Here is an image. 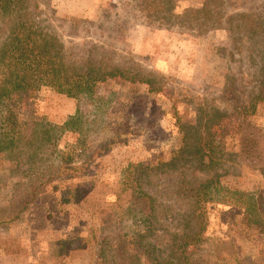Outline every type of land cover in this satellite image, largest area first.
Segmentation results:
<instances>
[{"label":"rangeland","instance_id":"rangeland-1","mask_svg":"<svg viewBox=\"0 0 264 264\" xmlns=\"http://www.w3.org/2000/svg\"><path fill=\"white\" fill-rule=\"evenodd\" d=\"M139 1L29 0L26 5L31 15L46 16L42 25L55 28L70 62L117 67L135 81L109 79L98 87V102H83L85 128L66 131L58 141L73 158L59 177L49 181L54 171L46 165L36 181L34 160L26 156L18 165L0 156V264H150L135 248L150 203L132 186L145 166L150 169L143 187L157 203V228L146 241L163 257L177 261L178 244L195 226L190 202L179 192L184 170L199 178L215 175V198L203 204L208 220L202 238L186 247L179 264H264V102L243 124L239 110L245 102L232 104L224 94L232 70L244 77L247 91L241 97L247 101L257 70L238 55L232 59L219 52L230 45L233 50L230 30L201 38L179 18L160 22L157 12L144 10ZM205 1L178 0L174 11ZM235 5L264 18V0H226L224 9ZM144 78L157 90L142 83ZM78 107L76 98L42 88L22 116L63 124ZM215 109L224 115L208 130ZM189 125L200 126L197 133L214 163L210 170L195 168L194 161L182 160L179 169L167 162L188 150L195 132Z\"/></svg>","mask_w":264,"mask_h":264},{"label":"trees","instance_id":"trees-1","mask_svg":"<svg viewBox=\"0 0 264 264\" xmlns=\"http://www.w3.org/2000/svg\"><path fill=\"white\" fill-rule=\"evenodd\" d=\"M225 1L206 0L199 7L184 9L181 16L179 14L182 13L174 11L178 0H140L139 2L146 4L144 10L157 12L154 18L160 22H174V19L179 18L180 25L190 26L196 33L195 36L201 38L208 37L216 30H230L233 50L230 45L228 48L220 47L219 52L232 59L238 55V58L242 57L249 61L257 70V85L248 94L247 101L241 97V93L247 91L241 83L244 77L236 76L232 70L226 74L228 83L224 94L232 104L245 102L241 104L239 110L244 124L249 115L256 111L257 105L264 102V18L238 5L232 9H224ZM28 3L29 0H0V156H6L8 160L18 165L24 162L26 156L28 162L35 161L36 181L41 180V168L49 165L48 168L54 171L50 181L59 177L61 170L73 162L71 156L59 149L58 141L66 131L82 132L85 128L83 102L86 99L93 100V104L98 102L95 99L98 87L109 79L115 81L124 79L131 83L135 80L117 67L108 70L107 67L97 63L81 65L70 62L61 36L53 26V29L46 30L42 25V18L46 16L31 15L26 8ZM214 3L217 5L213 6ZM150 14L148 13V18ZM147 21L150 22V19ZM140 81L147 83L151 91L157 90L153 87L151 79L144 78ZM42 88H49L56 93L76 98L79 101L76 114L70 115L63 124L53 123L45 117L24 118L22 116L24 106ZM102 105L103 103L100 102L97 109ZM223 115L224 112L215 109L213 117L205 128L211 130L212 126L220 124ZM199 127L188 126L195 131L192 133L193 139L188 134L191 137V142L186 143L188 150L179 151L174 158L167 161L173 168L179 169L178 163L182 160H186L185 163L194 161L193 163H197L195 167L197 169L210 170L213 167V159L204 147L205 139L202 133H197ZM54 165L55 170L52 169ZM149 169L150 167L145 166L132 186L138 197L149 200L150 203L149 207L143 209L144 229L136 233L135 248L148 257L150 264H179L178 259L185 258L183 256L186 247L199 241L207 227V210L203 204L215 198L212 187L215 175L199 178L194 174L195 171L192 175H188L182 170L181 180L178 182L179 192L190 202V215L195 220V226L192 232L183 235L184 242L178 244L179 256L177 261L173 262L157 252L151 241H146L157 228V203L152 195L146 193L142 181V178L147 180ZM42 184L44 181H40V185ZM29 201L25 202V206L16 215L24 210ZM219 201L223 200L219 199Z\"/></svg>","mask_w":264,"mask_h":264}]
</instances>
